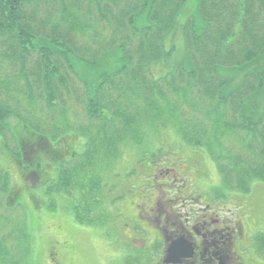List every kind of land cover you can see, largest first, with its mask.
Segmentation results:
<instances>
[{"label":"trees","instance_id":"16d2710c","mask_svg":"<svg viewBox=\"0 0 264 264\" xmlns=\"http://www.w3.org/2000/svg\"><path fill=\"white\" fill-rule=\"evenodd\" d=\"M82 1H88L98 10L100 19L112 28L111 34L120 36L122 42L119 41L120 44L111 51L109 45L118 41L114 38L110 43L104 41L101 46L103 53L94 61H90L87 54L77 47V40H65L63 37L66 36L59 34L60 27L71 24V21L74 30L84 28L86 16L77 11ZM191 1L193 12L188 14ZM42 2L0 0V61L4 67L15 65L25 75L28 57L36 55L37 67L49 86V89L46 86L45 92L51 108L61 96L56 82H62L63 90L69 93L68 82L60 72L63 68L86 85L88 75L97 73L96 79H101L102 85L131 93L132 99L126 104V109L115 106L116 115L109 117L104 115L105 105L99 104L100 96L87 92L86 114L91 121L100 124L99 137L93 140L99 150L113 151V145L124 139L112 137L109 132L116 128L117 119H123L126 135L132 131L136 134L141 121L136 112L144 109L149 120L173 118L180 140L193 150L208 153L217 163L222 195L227 190L248 193L254 182L264 184V0H49L45 2L47 7H56L62 12L49 30L51 21L46 19L47 23L45 19L39 21L37 18V8ZM185 14L186 18L182 21ZM78 18L80 24L76 28ZM177 35L182 36L184 43L179 61L174 59L178 54ZM168 40L170 44H167ZM183 60L186 64L182 63ZM170 62H173L171 67L174 69L173 73H169L172 87L170 82L167 85L170 90L172 88L175 100L182 104L181 107L189 103L190 113L201 114L191 115L187 123L179 118L178 108L172 104L173 95L167 96L164 90L158 91L155 82L146 78L152 65H168ZM239 68L242 70L238 75L230 74ZM111 69L114 71L110 72ZM118 75L124 76L127 81H120L119 85L116 82L120 78ZM235 77L238 79L235 80ZM104 92L107 93L106 90ZM32 96L33 93H30V98ZM10 115L18 113H13L0 101V137L4 138L5 134L15 137L13 130L20 126L25 134L18 141L22 143L24 139V148L29 146L27 150L21 148L26 155L22 154L21 160H25L27 153L31 156L29 159H36L31 162V172L26 178L31 177L40 185L46 178L39 161L40 152L50 154V135L44 127L23 126L20 123L12 130L8 123ZM31 128L38 130V134ZM114 133L117 134V131ZM89 141L87 146H90ZM51 146L57 147L54 144ZM200 162L197 160L191 166L179 163V169L186 171H177L182 181L174 184L178 190L183 193L188 191L190 180L185 178L186 166L191 167V175H197L201 173ZM73 168H78V165L73 163ZM75 171L72 166L62 170L57 191H68V185H75ZM193 180L199 191L191 189L189 192L202 195L197 179ZM165 185L170 186L172 182L166 181ZM8 189V180L4 181L0 175V193L7 194ZM217 190L221 194L219 185L210 189L213 192ZM14 192L15 189H12L13 195ZM2 226L10 228V220L1 217L0 228ZM3 247L4 244H1L0 263L19 264Z\"/></svg>","mask_w":264,"mask_h":264},{"label":"rangeland","instance_id":"374dc122","mask_svg":"<svg viewBox=\"0 0 264 264\" xmlns=\"http://www.w3.org/2000/svg\"><path fill=\"white\" fill-rule=\"evenodd\" d=\"M47 1L49 0H43L39 4L37 18L39 21L45 19L47 23L51 21L49 30L57 23L62 12L56 7H47L45 4ZM188 7V14H191L192 1ZM77 11L86 16L83 21L84 28L74 30V26L71 27L74 23L71 21V24H63L60 27L59 34L66 36L63 37L65 40L71 38L73 41L77 40V47L87 54L90 61L97 60L102 55L101 46L104 41L110 43L113 38L118 41L109 45L111 51L122 43L120 36L111 34L112 28L100 19L98 10L88 1H82ZM185 18L186 14L182 17V21ZM77 20L76 28L80 24L79 18ZM167 44H170L169 40ZM183 44L182 36L177 35L178 54L175 55V60H181ZM37 58L36 55L28 57V69L25 75L15 65L4 67L0 61V101L13 113L21 114V120L26 125L40 126L49 130L50 137L57 147L51 149L48 144L50 154L40 152L39 161L45 170L46 178L43 179L42 184L37 185L33 178L26 179L23 176L18 163L14 164L18 158L0 144V168L6 169L10 188L15 189L14 196H10L9 200H6V193H0V218L6 217L10 220V228L4 229L3 226L0 228V245L4 244L3 249L19 264H149L157 257V253L150 247L153 235L146 233L142 236L136 235L130 221L125 218L126 213L134 211L135 208L140 212L139 217L142 220L157 226L161 232L169 230L172 233L178 232V228L183 227L184 223L171 217H187L190 213L188 208L181 207L179 203L170 205L169 202H164L170 195L162 194L164 187L161 186L157 189L162 196L156 195L161 198L155 199L156 205H150L152 209L145 212L148 209L145 201L155 198L150 195L156 191L159 180L173 177L177 182L173 170L159 171L156 173L157 178L154 176V170L166 166L177 168L179 163L191 166L193 162L197 160L200 162V159H203V162H200L201 173L197 175H191V167L186 166L188 171L185 173V178L189 177L190 180L188 190L199 191V188L194 186L196 181L193 179H197L203 192L212 195L211 187L219 185L222 194L223 187L217 163L206 151L193 150L180 140L176 133V121L173 118L149 120L145 116L144 109L136 112L138 119L141 118L136 134L132 131L126 135L122 125L123 119H117V130L113 128L109 132L112 137L124 139L113 145V151L99 150L93 140L99 137L97 133L100 124L91 121L86 114L87 92L100 96L99 104L105 105L104 115L109 117L116 115L115 106L125 110L126 104L132 99V94L125 93L122 89L116 91L117 89L106 84L102 85L103 81L96 79L97 73L88 75L86 85L63 68L65 70L62 69L60 72L68 82L69 93L63 90L62 82H56L61 96L51 108L48 106L45 92L48 85L42 71L37 67ZM172 63L152 65L150 74L146 78L155 82L158 91L164 90L167 96L173 95L172 104L178 108L181 121L187 123V118L191 115L201 114L190 113L192 109L189 108V103L181 107L182 104L175 100L172 88L170 90L167 85L169 82L171 84L169 73L174 72ZM182 63L186 64V61L183 60ZM241 70L242 68H239L238 72L233 71L230 74L238 75ZM113 71L114 69L110 70ZM236 79L238 78L235 77ZM125 80L127 81L121 76L116 82L120 85L119 82L124 83ZM137 81L140 85L139 77ZM30 93H33L32 98ZM10 116H13V119L8 121L10 125L21 123L19 118ZM31 131L36 134L39 132L33 128ZM59 131H63L64 134H57ZM114 131H117V134ZM13 133L17 140L25 134L20 126L16 131L13 130ZM8 140L13 144L10 135ZM87 140H90V146H87ZM21 141L24 148V139ZM62 162L64 164L61 166ZM73 163L77 164L78 168H73ZM71 166L73 171L76 170L73 173L75 185H68L70 189L67 192L63 189L57 191L62 170ZM177 183L180 184L182 181ZM49 189L51 194L47 195ZM148 190L149 192H146ZM252 191L255 195L251 203L254 219L250 220V227L255 231L264 224V184L254 182ZM236 200L239 205L235 214L239 215L247 204L240 197ZM214 204H211V207L203 204L198 208L197 216L200 218L196 225L203 231L213 232L224 227V223L217 224V217L213 214L216 210L218 214L224 215L223 211L219 208L215 209ZM229 214L232 216V211ZM157 216H161L167 225L156 224ZM253 223L258 225L252 226ZM232 260L231 257L228 264H232Z\"/></svg>","mask_w":264,"mask_h":264},{"label":"flooded vegetation","instance_id":"af4514ba","mask_svg":"<svg viewBox=\"0 0 264 264\" xmlns=\"http://www.w3.org/2000/svg\"><path fill=\"white\" fill-rule=\"evenodd\" d=\"M201 194L196 195L193 192V194L186 196L178 190L175 196L164 200L170 205L179 203L181 207L189 209L190 213L187 217H171L184 223L183 227L178 228L179 231L176 233L169 230L161 232L157 226L142 220L139 217L140 212L135 208L134 211L126 213L125 218L130 221L136 235L142 236L144 233L153 235L150 247L157 253V257L152 261V264H228L231 257L233 259L232 264H264V224H261L259 229L255 231H252L250 227V220L254 219L251 203L255 195L251 194L242 198L247 206L241 210L239 215H236L235 211L239 205L237 198H234L236 202L233 203L220 196ZM154 197L145 201V206L148 208L145 212L152 209L150 205H156L155 199L161 198V196ZM203 204L209 207L214 204L215 209L219 208L223 211L224 215L218 214L216 210L213 214L217 217V224L224 223V227L208 232L196 225L200 218L197 216L198 208ZM231 211L232 216L229 214ZM220 218H222L221 221ZM162 221L161 216L155 217L156 224L166 226L167 224ZM256 225L258 223L252 224V226ZM170 249H173L172 255Z\"/></svg>","mask_w":264,"mask_h":264}]
</instances>
